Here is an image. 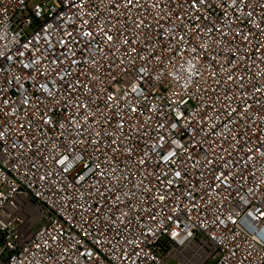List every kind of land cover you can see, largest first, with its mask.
Segmentation results:
<instances>
[{
  "label": "snow or ice",
  "instance_id": "snow-or-ice-1",
  "mask_svg": "<svg viewBox=\"0 0 264 264\" xmlns=\"http://www.w3.org/2000/svg\"><path fill=\"white\" fill-rule=\"evenodd\" d=\"M32 21L0 49V238L47 214L30 264L109 248L145 264L162 233L193 264L214 245L251 264L237 240L264 250V0H37Z\"/></svg>",
  "mask_w": 264,
  "mask_h": 264
},
{
  "label": "built area",
  "instance_id": "built-area-1",
  "mask_svg": "<svg viewBox=\"0 0 264 264\" xmlns=\"http://www.w3.org/2000/svg\"><path fill=\"white\" fill-rule=\"evenodd\" d=\"M37 0H0V4L4 7L0 8V37H4L6 34V39L0 42V49L3 48L4 44L7 43L12 46V42L17 43L23 42L25 38L31 39V34L33 30L38 28V25L32 21V12ZM31 23V27L29 24ZM26 62V61H25ZM264 67V66H262ZM19 74V73H17ZM222 94V93H221ZM15 175V173H13ZM199 178V173L196 177H193V184ZM21 181L17 184L19 189V196L24 198H29L30 196H35L34 189H30L27 182L23 180V177H17ZM12 183V177H9ZM253 183H255L253 181ZM127 191V188H125ZM196 202L199 203L201 199H207L203 196V193L197 188L195 192ZM235 192L230 197L228 206L236 201ZM187 202V201H186ZM57 211H59L57 209ZM214 211V210H213ZM241 217L243 213L241 212ZM50 219V223L47 220ZM183 220V217H181ZM240 223H244L243 219ZM11 232H7L0 238V264H30L33 256L38 252L35 248L36 243H42L46 237L44 236L45 229L51 232L52 225L58 226V217L52 215L50 217L45 216L41 220L32 222L28 221L27 224H12ZM235 228V226H233ZM257 236L261 232H264V224H257ZM239 231V229H235ZM65 235L67 236L72 230L68 228L65 224L64 226ZM74 235V233H73ZM18 243L12 244L13 240H17ZM6 242V244L4 243ZM237 243L240 244V251L242 255L246 256L249 251V244H252L253 256L251 257V264H260V260L264 259V250L251 239V236H246L241 233ZM194 244H198L202 247L207 246V241L204 236L200 234V230H197V236ZM231 247V245H229ZM25 249H31L30 254H26ZM126 251L131 252L132 248L126 246ZM227 250L224 248H218L214 245L208 250V253L203 257V260L207 261V264H225L224 254ZM141 258L145 259V264H171V260H175L174 264H182L186 261L187 264H193L194 261L201 259L197 253L193 252L187 245L181 246L178 241H173L167 233H162L153 239L148 240L144 246L143 251L140 253ZM47 261V257H43ZM75 259V257H73ZM136 260V257H133ZM100 264H121L120 260L116 255L113 254L112 250L105 249L101 254ZM130 264V262H129ZM137 264L140 261L137 260Z\"/></svg>",
  "mask_w": 264,
  "mask_h": 264
},
{
  "label": "rangeland",
  "instance_id": "rangeland-1",
  "mask_svg": "<svg viewBox=\"0 0 264 264\" xmlns=\"http://www.w3.org/2000/svg\"><path fill=\"white\" fill-rule=\"evenodd\" d=\"M170 263H171V264H174V263H176V262H175V260H171V262H170Z\"/></svg>",
  "mask_w": 264,
  "mask_h": 264
}]
</instances>
